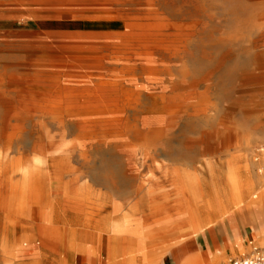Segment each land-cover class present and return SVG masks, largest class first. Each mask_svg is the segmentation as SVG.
<instances>
[{
    "label": "bare ground",
    "instance_id": "1",
    "mask_svg": "<svg viewBox=\"0 0 264 264\" xmlns=\"http://www.w3.org/2000/svg\"><path fill=\"white\" fill-rule=\"evenodd\" d=\"M164 1L0 0V7L26 9L32 29L46 18L60 20L41 38L2 37L0 42L1 55L10 52L15 56L10 64L15 71L9 73L11 66L4 61L0 71V211L14 218L27 210L47 244L54 241L55 219L39 206L45 193L36 184V167L45 163L48 175L56 179L53 184L64 185L67 176L75 175L73 188L69 190L70 184L65 183V196L71 192L76 202L84 201L86 173H76L72 156L80 151L86 159L91 148L111 145L126 155L125 174L134 178L142 175L140 188H147L144 197L153 199L158 194L144 184L141 166L150 155L159 157V142L180 119L199 115L212 102L209 82L197 78L195 65L184 58L199 37L203 19L185 17ZM250 1L260 5V0ZM239 10L240 6L235 7L231 14L239 15ZM263 18L261 7H257L254 23L258 26ZM246 24L240 17L228 36L213 40L201 36L197 47L240 43L238 34ZM10 27L0 17L1 36L19 34ZM260 67L258 62L254 69ZM239 69L244 74L243 61ZM203 83L205 91L200 90ZM28 127L46 129L49 136L48 146L34 142L33 150L42 157L33 161L21 156L24 148L20 142ZM70 137L76 140L74 148L66 141ZM14 152L20 155L11 156ZM169 165L166 178L180 190L179 196L186 197L193 191L196 175L191 169L195 167L184 168L176 161ZM8 171L9 181H5ZM239 178V172L230 168L228 179L237 208L245 203ZM258 195L264 203V188ZM221 211L224 220L232 217L233 211ZM150 212L155 215L149 231L129 226L114 230L112 239L124 234L134 247L124 250L119 262L115 256L108 260L137 264V257H142V264H163L166 254L161 257V251L168 250L174 253L175 264L210 263L213 251H207L208 255L194 245L200 233L214 226L213 221L200 224L193 211L188 217L180 214L177 218H172V211L160 213L158 207ZM186 226L191 230H181ZM178 229L180 232L173 234ZM7 234L2 248L5 252L8 245L18 248L29 243L25 239L21 245ZM235 237L237 247L243 249L239 233L235 232ZM229 247L231 244H226L225 248Z\"/></svg>",
    "mask_w": 264,
    "mask_h": 264
},
{
    "label": "rangeland",
    "instance_id": "2",
    "mask_svg": "<svg viewBox=\"0 0 264 264\" xmlns=\"http://www.w3.org/2000/svg\"><path fill=\"white\" fill-rule=\"evenodd\" d=\"M164 5L177 8L185 17L202 18L199 37L205 39L228 36L240 17L247 24L238 34L242 39L240 43L200 49L197 47L199 37L191 43L190 53L184 58L195 65L194 70L191 69L197 78L209 82L212 102L199 115L180 119L166 133V138L157 146L158 158L150 155L144 165L138 164L146 178L144 184L158 195L153 199L144 197L147 188H140L142 175L134 178L125 174L126 155L111 145L91 148L86 159L80 151L72 156L76 173H86L88 186L84 201L76 202L71 192L65 196V183L70 184L69 190L73 188L75 175L67 176L64 185L53 184L56 179H51L48 166L42 163L35 168V181L45 193L39 206L45 207L55 219L54 241L47 244L39 237L27 210L14 218L0 211V264H116L108 260L109 257L115 256L119 262L122 252L134 245L124 234L112 239L114 230L129 226L149 231L154 221L155 214L150 212L153 207L160 208L162 214L172 211V218L180 214L188 217L193 211L198 223L213 221L214 226L200 233L194 245L205 254L213 251L212 255L208 254L210 263L207 264H227L232 258L248 255L256 246H264V203L259 202L258 195L264 188V170L262 160L256 156L258 148L264 145V18L258 26L253 21L257 7L264 13V0H260V5L250 0L226 3L225 0H165ZM238 6L239 15H232L231 11ZM0 17L19 33L0 34V42L2 37L41 38L45 30L56 28L60 23L58 18H46L36 22L38 27L32 29L28 25L29 20L32 21L28 11L9 5L0 7ZM12 58H15L13 53L0 54V71L2 62L10 65L14 62ZM241 61L245 66L244 74L239 69ZM258 62L261 67L255 70ZM8 71L13 73L15 69L11 66ZM205 89L203 83L200 90ZM48 138L46 129L28 127L20 142L24 148L21 156L27 161L41 158V154L33 150L34 142L48 146ZM66 141L72 148L76 147L73 137ZM19 155L14 152L11 156ZM172 161L184 168L195 167L191 169L196 175L193 191L186 197L179 196L180 190L166 178ZM230 168H235L240 175L245 202L242 207H235L232 183L228 179ZM10 174L8 171L3 179L9 181ZM221 210L233 211L232 217L224 220ZM182 229L191 230L188 226ZM178 232L180 229L173 234ZM235 232L241 236L243 249L237 247ZM7 233L21 245L25 239H29V243L24 242V246L18 248L8 245L5 252L2 248ZM228 243L231 247L225 248ZM218 248L221 249L218 251ZM162 253L166 254L163 264H175L172 251H161V257ZM142 262V257H137L136 263Z\"/></svg>",
    "mask_w": 264,
    "mask_h": 264
},
{
    "label": "built area",
    "instance_id": "3",
    "mask_svg": "<svg viewBox=\"0 0 264 264\" xmlns=\"http://www.w3.org/2000/svg\"><path fill=\"white\" fill-rule=\"evenodd\" d=\"M256 156L262 160L264 170V145L258 148ZM227 264H264V246H256L248 255L232 258Z\"/></svg>",
    "mask_w": 264,
    "mask_h": 264
}]
</instances>
